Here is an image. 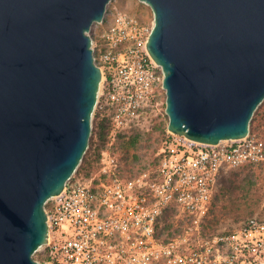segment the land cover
I'll return each instance as SVG.
<instances>
[{
	"label": "water",
	"instance_id": "95a60500",
	"mask_svg": "<svg viewBox=\"0 0 264 264\" xmlns=\"http://www.w3.org/2000/svg\"><path fill=\"white\" fill-rule=\"evenodd\" d=\"M112 0H0V264H50L45 205L88 149L103 73L90 31ZM168 129L236 140L264 101V0H141Z\"/></svg>",
	"mask_w": 264,
	"mask_h": 264
},
{
	"label": "built area",
	"instance_id": "2783aa9c",
	"mask_svg": "<svg viewBox=\"0 0 264 264\" xmlns=\"http://www.w3.org/2000/svg\"><path fill=\"white\" fill-rule=\"evenodd\" d=\"M153 26L108 4L90 31L103 73L96 109L109 129L99 157L84 161L45 205L50 232L41 248L44 262L264 264V218L204 233L221 176L263 162V141L249 133L204 144L175 134L153 162L123 154L127 138L166 107L164 69L148 49Z\"/></svg>",
	"mask_w": 264,
	"mask_h": 264
},
{
	"label": "rangeland",
	"instance_id": "374dc122",
	"mask_svg": "<svg viewBox=\"0 0 264 264\" xmlns=\"http://www.w3.org/2000/svg\"><path fill=\"white\" fill-rule=\"evenodd\" d=\"M109 7L132 12L146 22L154 21L151 7L141 0H112ZM93 26L95 28V24ZM165 109L164 106L160 112L145 120L140 133L134 132L127 138L128 141L133 135H137L139 162L157 160L162 145L176 138L168 129L169 116L165 115ZM98 122L96 109L89 146L79 168L83 167L84 160H96L105 144L106 138L101 137ZM250 133L264 142V101L253 115ZM251 216L264 218V161L254 166L227 169L223 173L209 217L204 223V233L209 235L233 229ZM33 257L44 262L41 249Z\"/></svg>",
	"mask_w": 264,
	"mask_h": 264
},
{
	"label": "trees",
	"instance_id": "16d2710c",
	"mask_svg": "<svg viewBox=\"0 0 264 264\" xmlns=\"http://www.w3.org/2000/svg\"><path fill=\"white\" fill-rule=\"evenodd\" d=\"M97 117L99 120L98 123L101 126V137L106 138L107 133H108V129H109V126L106 123V118H100V112L99 111H97ZM124 148H125V150H124L123 154L128 160L133 158V160L138 161L140 159V156L137 153V150L139 148L137 135H133L131 138H129V140L124 144ZM207 227H208V225H207ZM43 258H44L43 261H45L44 256H43Z\"/></svg>",
	"mask_w": 264,
	"mask_h": 264
}]
</instances>
